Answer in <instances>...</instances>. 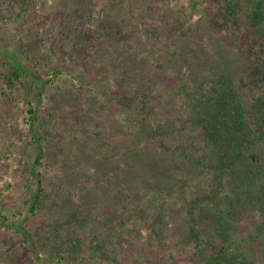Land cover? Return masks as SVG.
Instances as JSON below:
<instances>
[{"label":"rangeland","instance_id":"obj_1","mask_svg":"<svg viewBox=\"0 0 264 264\" xmlns=\"http://www.w3.org/2000/svg\"><path fill=\"white\" fill-rule=\"evenodd\" d=\"M238 3L230 19L224 0H0V264H198L187 202L211 174L184 169L156 204L170 160L135 149L184 80L227 70L263 101L264 0Z\"/></svg>","mask_w":264,"mask_h":264},{"label":"trees","instance_id":"obj_2","mask_svg":"<svg viewBox=\"0 0 264 264\" xmlns=\"http://www.w3.org/2000/svg\"><path fill=\"white\" fill-rule=\"evenodd\" d=\"M239 1L224 0L230 19L241 11ZM227 72L221 71L216 77L200 76L190 84L184 80L174 90L168 107H160L164 110L160 120H148L150 141L145 142V148L139 151L136 148L135 154L140 156L139 152L149 147L146 162L162 157L170 160L165 166L173 181L146 183L147 188H155L153 199L162 187L169 192L170 185L180 186L175 181L183 179L181 181L185 183L184 180L191 176L184 173L180 178L178 175L184 169L192 172L210 170L206 172L211 174L206 190L193 193L187 202L188 230L183 241L190 245L191 257H196L198 264H264V73L256 76L261 80L263 101L250 109L239 92V85L233 81V73ZM20 73L19 69L11 72L6 84L9 88L14 79L20 78ZM37 83L43 87L46 81L37 80ZM28 111L32 120L34 111ZM197 137L203 141V147L187 142ZM198 154L201 157L196 158ZM35 161L40 162L39 158ZM146 162L141 161L147 166ZM36 183L32 208L42 202L40 177ZM154 203L158 204L155 199ZM255 213L259 219L248 225L244 232H239V223L247 222V216ZM74 231L71 230L70 235H74ZM25 236L28 239L30 233ZM99 247L96 250L102 249V245ZM101 251L106 253L104 249ZM101 260H95L94 264H101Z\"/></svg>","mask_w":264,"mask_h":264}]
</instances>
